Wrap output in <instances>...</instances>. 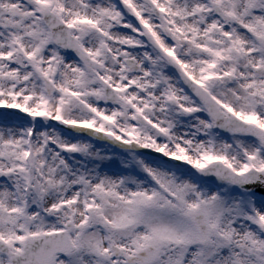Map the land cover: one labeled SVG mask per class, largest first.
<instances>
[{"label":"snow or ice","instance_id":"snow-or-ice-1","mask_svg":"<svg viewBox=\"0 0 264 264\" xmlns=\"http://www.w3.org/2000/svg\"><path fill=\"white\" fill-rule=\"evenodd\" d=\"M0 264H264V0H0Z\"/></svg>","mask_w":264,"mask_h":264}]
</instances>
